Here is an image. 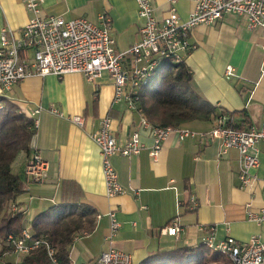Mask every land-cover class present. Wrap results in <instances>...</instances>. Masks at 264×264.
Wrapping results in <instances>:
<instances>
[{
  "label": "crops",
  "instance_id": "obj_1",
  "mask_svg": "<svg viewBox=\"0 0 264 264\" xmlns=\"http://www.w3.org/2000/svg\"><path fill=\"white\" fill-rule=\"evenodd\" d=\"M152 2L157 19L174 9L185 20L195 4L194 0ZM104 12L111 19L116 48L127 50L140 38L142 21L136 0H41L39 15L66 20L86 17L98 23ZM34 15L23 0H0V34L6 27L18 37ZM190 41L195 47L183 57L192 72V87L218 109L245 111L252 125H260L264 117V27L252 29L244 16L228 13L214 24L196 26ZM130 63L131 59H126L128 69ZM228 65L236 73L229 79L225 76ZM5 97L28 117L40 108L34 114L38 126L31 144L49 163L46 179L24 182V191L16 199L26 211L23 228L32 229L34 217L60 204L64 195L96 213L94 230L78 234L69 246V264H94L111 246L131 253L134 264L177 248L203 245L214 251L206 244L209 226H214L216 244L227 237L240 243L252 236L264 239V222L248 219L249 209L264 208V144L259 145L260 166L254 171L258 179L244 188L238 150L230 148L221 154L217 138L195 135L181 141L178 134L171 133L153 160L149 154L153 139L140 127L142 114L126 101L114 100V85L107 71L92 80L81 73L32 75L15 84ZM75 115L84 117L83 126L70 119ZM105 116L112 117V134L120 143L139 130L145 144L137 155L112 157L124 190L111 197L106 193L100 149L91 137ZM213 121L196 120L182 126L208 131ZM27 161L24 155L14 164V171L23 177ZM111 213L119 222L114 234ZM174 222L180 230L170 235L168 226ZM14 258L11 254L5 259Z\"/></svg>",
  "mask_w": 264,
  "mask_h": 264
},
{
  "label": "built area",
  "instance_id": "obj_2",
  "mask_svg": "<svg viewBox=\"0 0 264 264\" xmlns=\"http://www.w3.org/2000/svg\"><path fill=\"white\" fill-rule=\"evenodd\" d=\"M23 2L35 14L34 17L18 37L6 27L0 34V98L5 97L15 84L32 75L54 74L62 77L67 73H81L92 80L107 71L114 85V100H124L130 108L141 113L136 103L139 88L147 84L154 72L164 68L166 61H184L183 53H189L195 47L190 41V34L196 26L211 25L226 14L235 13L244 16L252 29L264 27V0H194V8L185 20L174 9L162 19H157L152 0H136L138 16L142 21L140 38L127 50L119 51L107 13L99 14L98 23L86 17L69 20L41 17V0ZM126 59H131L130 69L125 65ZM235 74L234 67L228 65L225 69L226 78ZM39 111L40 108L35 109L30 116L36 129L38 120L34 114ZM51 111L58 113L56 109ZM70 119L80 126L84 125V117L81 115ZM140 127L147 129L153 139L149 147L153 160L157 159L164 141L171 133L178 134L181 141L195 135L217 138L221 140V154L230 148L238 150L241 186L248 188L258 179L254 171L260 166L259 145L264 144V117L260 125L239 130L229 127L227 117L219 115L208 131L197 132L182 125L153 124L142 115ZM91 137L100 149L107 195L111 197L122 193L124 189L112 157L139 154L145 146L139 130L133 131L125 143H120L112 134V117L105 116L101 119L100 128ZM31 147L33 151L24 168V181L26 184L41 183L48 175L49 163L38 153L34 144ZM261 182L264 188V177ZM11 209L16 211L18 206L13 204ZM111 216L114 234L119 222L113 213ZM248 219L256 223L264 222V208L260 211L249 209ZM179 230L176 222L168 226L170 235H176ZM207 231L206 244L213 250L225 253L229 264H264V239L261 237L252 236L243 243L227 237L216 244L213 241L214 226H209ZM4 245L7 249L0 253L2 264H23V257L39 246L45 247L52 262H57L53 245L44 238L36 237L31 228H23L18 235L10 233ZM11 254L15 258L6 260V256ZM94 264H134V261L131 253L111 246L101 253Z\"/></svg>",
  "mask_w": 264,
  "mask_h": 264
},
{
  "label": "trees",
  "instance_id": "obj_3",
  "mask_svg": "<svg viewBox=\"0 0 264 264\" xmlns=\"http://www.w3.org/2000/svg\"><path fill=\"white\" fill-rule=\"evenodd\" d=\"M164 68L142 85L137 95L141 114L153 124L180 126L224 115L227 125L234 129L245 130L252 125L245 111L218 109L204 99L192 87V72L184 61H166ZM32 124V119L19 112L14 103L6 97L0 98V239L3 250L7 249L4 245L7 236L10 233L18 235L23 229L25 210L19 207L16 199L24 191L25 181L23 174L14 171V164L19 154L24 153L28 159L32 154L31 141L36 133ZM13 204L18 206L16 211L11 209ZM95 217L91 207L64 195L60 204L39 213L32 222L35 236L48 240L55 248L57 262H52L44 246H39L27 253L22 263L69 264V246L78 234L94 230ZM225 258L229 261L225 253L202 245L160 251L141 264H220Z\"/></svg>",
  "mask_w": 264,
  "mask_h": 264
},
{
  "label": "rangeland",
  "instance_id": "obj_4",
  "mask_svg": "<svg viewBox=\"0 0 264 264\" xmlns=\"http://www.w3.org/2000/svg\"><path fill=\"white\" fill-rule=\"evenodd\" d=\"M166 68H163L161 71H163V70H165ZM160 75H161V73H160ZM186 124V123H185ZM25 154L24 153H21V154H19V156H18V158L20 157V156H24ZM18 158H17V160H18ZM29 222H27V226H29ZM220 264H229V261L228 260H226V258L225 259H222V261H220Z\"/></svg>",
  "mask_w": 264,
  "mask_h": 264
}]
</instances>
